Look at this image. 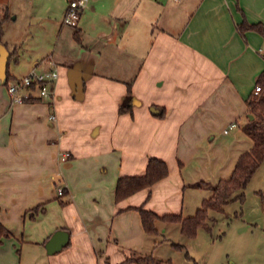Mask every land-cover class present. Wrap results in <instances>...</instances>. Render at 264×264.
I'll return each instance as SVG.
<instances>
[{"label":"crops","instance_id":"obj_1","mask_svg":"<svg viewBox=\"0 0 264 264\" xmlns=\"http://www.w3.org/2000/svg\"><path fill=\"white\" fill-rule=\"evenodd\" d=\"M52 20L50 46L23 57L0 41V264H134L129 255L152 257L159 242L136 207L192 215L197 194L187 202L185 190L227 178L251 146L240 125L264 70V39L239 28L264 34V0H86L73 28ZM50 62L51 97L10 103L5 85ZM149 157L167 174L115 201L116 179L142 174ZM159 227L179 233L177 222ZM56 229L67 243L46 254Z\"/></svg>","mask_w":264,"mask_h":264},{"label":"rangeland","instance_id":"obj_2","mask_svg":"<svg viewBox=\"0 0 264 264\" xmlns=\"http://www.w3.org/2000/svg\"><path fill=\"white\" fill-rule=\"evenodd\" d=\"M5 1L10 14L9 20L7 18V22L2 25V41L14 47L13 57L15 54L17 57H23L27 55L29 48L35 46L42 48L51 43L53 37L50 33L55 28L52 18L59 19L58 22L62 19V13L59 14L60 1L0 0L4 3ZM76 35H72V39L78 43ZM10 67H12L11 61ZM19 70L21 67H17L16 71ZM203 183L211 184V182ZM200 187L202 189L187 188L184 200L188 202L191 198L190 194L196 193L199 206L200 199L210 193L209 187L204 185ZM239 193L242 194L241 200L232 199L222 206L221 211H208L204 225L198 227L195 235L185 241L184 248L180 246L184 237L177 229H174V235L180 240H176L171 234L163 233L159 227L155 234L150 235V238L159 241L152 251L154 262L165 264L164 259L169 258L173 264H190L191 262L186 259L187 255L192 256L196 264H263L264 158L245 187L233 193V196ZM166 237H169L168 240ZM137 257L139 256L135 254L129 255V259L133 262Z\"/></svg>","mask_w":264,"mask_h":264},{"label":"trees","instance_id":"obj_3","mask_svg":"<svg viewBox=\"0 0 264 264\" xmlns=\"http://www.w3.org/2000/svg\"><path fill=\"white\" fill-rule=\"evenodd\" d=\"M7 18V7H0V41L2 37V24ZM239 29H253L259 32L264 39L263 30L258 25L242 24ZM255 85L259 87V91L256 93L251 91L244 99L246 115L244 122L240 125L242 132L251 140L250 148L239 154L227 178L219 179L210 185L201 181L194 183L198 187L202 185L209 187L210 193L200 201L199 206L192 215L185 217L178 215L157 216L150 210L143 209L141 206L136 207L144 233L155 234L157 232L155 221L159 219L177 222L179 233L184 237L192 238L195 235L196 229L204 225L208 211H221L222 206L232 199H242L241 193L235 196H233V193L241 191L245 187L252 173L264 158V70L256 76ZM30 100H34V98ZM122 111H129V105L119 106L118 112ZM247 114L251 118H248ZM166 174V164L158 158L149 157L142 174L120 176L116 179L113 189V199L117 201L137 190L147 188ZM3 235H7V231L0 226V237ZM137 256L139 257L134 258V264H158V262H154L150 255ZM186 258L190 259L187 255ZM190 264L195 263L191 262Z\"/></svg>","mask_w":264,"mask_h":264},{"label":"built area","instance_id":"obj_4","mask_svg":"<svg viewBox=\"0 0 264 264\" xmlns=\"http://www.w3.org/2000/svg\"><path fill=\"white\" fill-rule=\"evenodd\" d=\"M85 3L86 0H66V6L61 19L62 24L74 26ZM56 78V68L50 62V66L47 68L42 70H35L33 68L29 69L20 78L8 82L5 85V91L10 103H21L31 97L48 99L52 95L53 85ZM258 91L259 87L254 85L252 92L256 93ZM53 118V114L48 115L49 120H53ZM232 127H235L234 122L229 123L227 126L228 129ZM64 155H66V153H64ZM55 192L57 195H61V188H56Z\"/></svg>","mask_w":264,"mask_h":264},{"label":"water","instance_id":"obj_5","mask_svg":"<svg viewBox=\"0 0 264 264\" xmlns=\"http://www.w3.org/2000/svg\"><path fill=\"white\" fill-rule=\"evenodd\" d=\"M152 109V108H151ZM248 118H251L247 114ZM67 232L63 229L54 230L48 238L43 243V248L46 254H53L54 252L60 250L67 243Z\"/></svg>","mask_w":264,"mask_h":264}]
</instances>
